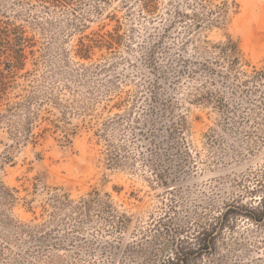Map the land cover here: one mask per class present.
<instances>
[{
    "label": "rangeland",
    "instance_id": "rangeland-1",
    "mask_svg": "<svg viewBox=\"0 0 264 264\" xmlns=\"http://www.w3.org/2000/svg\"><path fill=\"white\" fill-rule=\"evenodd\" d=\"M125 1L109 0L100 14L86 4L72 19L38 8L14 18L36 40L20 87L33 84L40 98L53 85L58 97L43 105L41 127L49 130L36 143L13 137L22 118L0 123V183L14 197L0 201V264H56V257L130 264L125 244L163 216L170 199V217L184 225L232 198L246 201L264 175V73L252 78L264 72V0H157L152 17L137 0ZM6 3L0 8L9 15L21 14ZM102 32L112 34L113 48L95 46L89 59L74 54L79 37ZM233 45L231 61L222 48ZM80 64L87 71H77ZM179 116L186 128L170 137ZM107 142L117 165L106 163ZM156 174L166 184H156ZM92 190L100 203L69 210ZM54 191L69 201L51 232L16 231L47 222ZM106 207L128 218L122 233L106 231ZM248 227L264 235V222ZM257 253L264 264V246Z\"/></svg>",
    "mask_w": 264,
    "mask_h": 264
},
{
    "label": "trees",
    "instance_id": "trees-1",
    "mask_svg": "<svg viewBox=\"0 0 264 264\" xmlns=\"http://www.w3.org/2000/svg\"><path fill=\"white\" fill-rule=\"evenodd\" d=\"M5 1L11 7L19 6L18 12L21 14L14 12L13 15H9L6 9L0 8V123L10 125L12 117L22 118V121L12 126L13 137L17 142L29 140L36 143L38 137H44V133L49 130V127H41L44 120L41 115L44 110L43 105L46 102L55 104L58 96L52 97L53 85L50 88L51 92L45 93L40 98L33 84L29 83V88L20 87L19 79H27L31 74L26 70V63L29 59H33L36 40L34 35L29 34L23 24L16 23L14 18H19L22 14L28 16L32 8H38L39 11L47 13L46 15L57 13L72 19L80 17L78 15L81 8L91 3L95 5L96 14H100L102 7L106 6L109 0ZM119 2L125 4L126 1L119 0ZM137 2L147 15L152 17L157 13V0H137ZM113 40L110 32L96 33L94 38L81 36L73 49L74 54L79 58L89 59L93 47L113 48ZM222 51L231 58L235 53V45L224 46ZM233 59L230 60L234 61ZM87 69L88 67L83 64L77 66V71L85 72ZM263 73H256L252 78L260 77ZM18 89L23 93L17 92ZM45 112L49 110L45 109ZM34 127L38 128L36 132L33 131ZM53 127L60 128L56 123H53ZM185 128L186 121L183 116H179L170 123L169 136H179ZM106 145L107 165L119 164L120 159L115 147L109 142ZM156 178V184H166L161 175L156 174ZM248 193L251 196L246 201L243 202L242 197L232 198L225 202L217 213L199 215L184 225H177L170 217L169 212L174 207L170 199L168 210L163 216L153 219L146 228H138L132 233L131 240L124 246L125 257L131 258L130 264H260L258 261L262 257L261 253L251 256V252H260V248L264 246V235L256 238L255 231L248 227V224L257 225L264 222V175L256 179L255 185L248 190ZM87 195L86 199H81L79 204L69 207V210L83 211L94 203H100L99 191L92 190ZM104 195L109 196L107 193ZM13 198L9 188L0 183V201L11 202ZM68 201L65 193L60 194L55 191L50 193L46 199V204L51 208L47 222L35 226L17 224L14 229L30 234L40 232L45 235L51 232L49 227ZM103 210L108 213V218H105L106 231L110 234L122 233L127 227L128 218L117 214V211L111 207ZM242 221L245 224L241 225ZM52 259L56 264L62 263L59 257ZM120 264L128 263L122 260Z\"/></svg>",
    "mask_w": 264,
    "mask_h": 264
}]
</instances>
